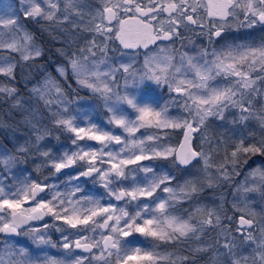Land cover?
I'll use <instances>...</instances> for the list:
<instances>
[{
	"label": "snow or ice",
	"instance_id": "obj_1",
	"mask_svg": "<svg viewBox=\"0 0 264 264\" xmlns=\"http://www.w3.org/2000/svg\"><path fill=\"white\" fill-rule=\"evenodd\" d=\"M48 7L51 10H43L40 3L37 0H21V3H28L30 7L23 8L24 18L36 19L40 17L44 20H56L57 23L61 22V19L56 18V11L58 0H45ZM75 0H65V12L75 11L72 7ZM104 7L97 14L99 23L92 22L91 31L97 33L103 37L102 42L97 45L95 38L90 40L88 44L79 49L78 52L58 50L60 55L66 58V63L60 64L56 67V72L59 77L67 79L70 75L74 78L77 84L81 87L91 89L93 92H99L104 99V107L110 113L107 118L106 124L114 125L127 133L129 137L135 135L140 128L145 126H155L157 128H176L185 129L183 133L184 143L179 146V149L171 146L155 145L147 152L143 147H139L145 143V140H159L160 137L156 134H148L146 137H137L134 140L128 141L126 137H122L121 134L115 133L112 129L98 128L96 124H90L87 128L75 125L73 121L76 117L68 112L70 101L64 98V91L59 83L52 77L47 76L44 81V91L41 92L40 88L34 89V92L44 99L45 104L52 102L50 98L46 96V93L55 94V102L59 105L57 109L52 111V115L55 117L53 123L62 126L65 130L74 134L72 144L75 145V149L71 152L65 151L62 157L54 158L51 161V165L55 172L59 173L62 169L72 167L77 164L78 161L83 162L80 167L81 170L71 177L72 179H79L80 177H89L94 173L97 174L95 179L100 181L102 186L106 189V195L109 199L114 198L119 201L126 196L129 197V201L136 200L140 197L151 198L160 189L161 185H170L174 177L168 174H156L154 168L150 165L140 164V161L151 160L153 158L167 159L169 156L176 154V159L180 164L187 165L193 158L199 157L196 164L201 165L207 169L211 166L209 156L194 151L190 145L191 137L190 132L199 130L200 125L204 124L209 115H215L218 119H223V113L225 109L229 107H238L241 112H248L249 109L244 106L243 93L241 89L251 88L255 83L254 80L248 78V73L242 71L236 67L241 61L248 60L250 57L251 62L248 64L249 70L256 60H259L260 66L264 67V44L253 47L247 44H237L235 46L226 45V51L217 52L213 50L211 52L212 60L207 59L209 53L208 50H202L196 56H189L186 53L181 56V62L186 63L187 69L185 72V78L176 81L174 76L169 77L168 70L171 67V57L164 56L158 58L154 55H150L148 52L144 53V68L137 74V70L133 68V62H120L118 67L111 65L104 71H101L100 66L105 63L106 52L108 50L107 41H118L119 45H122L123 49H147L148 45L155 43L157 40H172L173 36H179L178 26L184 24L185 27L188 23L197 25L200 28L207 27L204 24L202 17L219 18L222 22H217L215 19L211 20V26L207 27V34L211 40L212 36L220 37L222 31L225 28V23L229 16L234 19L239 18L238 9H243V18L241 23L247 27H252L257 24L264 25V0H166V2L160 3L156 0H148V4H144L143 0H102ZM116 9L117 11H114ZM203 10V11H200ZM168 13V25L165 28L163 23L154 25L152 21L161 20V13ZM104 13H108L105 17ZM131 13V16L128 14ZM156 13V15H152ZM175 13V15H173ZM195 14V16L193 15ZM63 20H68V15H64ZM116 20V24L113 25L112 21ZM106 21V22H105ZM0 25L4 29L14 26L12 33L23 32L24 43L18 44L15 40L12 42H5L2 37L4 35L2 29H0V49L8 48L12 51L20 52L22 60L35 59L42 55V49L36 44H29L32 41V35L24 30L22 23H18L17 18L0 19ZM74 27L78 25H73ZM115 28V31L113 30ZM159 47V46H158ZM95 49V50H94ZM163 51V49H161ZM97 52L101 53V56L97 60L89 61V57L97 56ZM121 55H132L136 53H121ZM3 61V57H0V62ZM226 61H232V63H226ZM14 65L9 62L8 67L0 68V73H4L12 78V68ZM131 69V71H130ZM180 69L176 68L175 72H179ZM121 73V79L124 81L123 94L116 91L120 88V81L116 79V73ZM192 73V79H187V73ZM221 73L226 76L238 77L239 79L231 82L227 87L214 86L209 87L207 81L219 76ZM95 77V80L91 78ZM106 77L107 79H100ZM264 78V77H262ZM145 80H150L157 85L167 84L169 91H175L177 93H185V99L181 101L185 110L189 113H194L192 119H196V127L192 126V123L188 118L180 117L173 118L167 115V106L160 108L159 110L148 106L143 102H137L136 95L127 91L130 82L135 87H139ZM175 85V86H174ZM197 89L196 92L191 89ZM15 92L14 88L5 87L0 85V93H6L11 96ZM109 93L112 95L110 96ZM240 99H236L237 96ZM114 97V99H113ZM191 101V103H189ZM126 104L131 107L136 115L135 117H129L120 105ZM207 105V107H203ZM194 106V107H193ZM51 111V109H50ZM68 113V115H64ZM151 117V119H149ZM198 118V119H197ZM241 120L247 119L246 116H241ZM264 119V117H262ZM35 129V125H33ZM95 129V131H93ZM49 132L46 128L43 130H36V143L44 139ZM96 141L102 147L100 149H93L88 145H80L78 140ZM106 142H115V144L123 145L118 151H114L108 147ZM132 144L139 147L138 152H131L127 158L120 157V153L124 152L128 145ZM105 149H108L105 151ZM159 149V150H157ZM20 152H26L25 148H20ZM237 152L243 153H260L264 154V141L248 146H244L243 140L237 146L236 151L232 152V157L235 158ZM101 157L99 165L97 164V156ZM41 155L47 157L49 153L47 151L41 152ZM107 156L109 159L104 160L103 157ZM118 157H120L118 159ZM14 158L11 155L0 157V167H4L8 170L11 166V162ZM108 163L110 167L103 168V165ZM233 163L235 160L233 159ZM137 169L132 171H141L145 174L152 173V176H145L143 183H134L132 186L125 187L119 185L118 181L121 178H129L126 176L123 167L127 165H137ZM222 168L223 166H218ZM115 173V176H111V173ZM257 171H259L257 169ZM218 175L227 177V172H219ZM264 176V173L261 174ZM134 180V177H132ZM3 177L0 176V180ZM116 184V187L112 185ZM186 184H191V181H186ZM51 185H41L40 183H31L25 185V187L18 189L15 192L10 193L12 198L5 195L3 187H0V209L5 207L12 209L11 220L5 219L0 216V233H14L17 235H26L29 231L37 232L38 228L33 226L32 228L25 229L23 233L17 230L22 225L26 224L29 219H40L41 215H33L37 213L39 209H47L48 213H51L56 219H64L66 224H69L72 228H77L78 225H89L90 221H93V217L102 215V222H94L91 228H81L79 232L69 239L71 233L63 236V243L61 245L64 249H77L81 248L84 252H92L93 247L99 248V253H92V257H85L76 255L68 260H61L49 257L43 261L39 256L35 259L28 257L25 249L21 248L19 253L25 257L21 259H11L15 257L16 253L10 251L8 256L10 259L7 264H84L85 260L95 259L97 261L104 260L105 264H112L106 257L115 256L114 264H128L129 261L136 259L143 261H154L152 252L145 251L141 255L140 247H133L129 249L127 244L122 248L120 237H128L133 232L140 233L144 236L156 237L160 240H175L180 237L186 236L188 233L196 234L198 229L202 231L203 225L213 224L212 212L208 213V218L200 221L198 224H192L189 220H178L177 217L169 214L167 217H158L153 213L156 211L163 212L166 204L175 196V189L171 186H165L160 189L162 192L172 193L170 197H157L151 204L145 203L137 207L135 213L129 216V213L125 211L124 206H119L117 212V206L114 204L101 205L98 200L92 201V207L87 209V215L83 218L76 216L60 217L52 207L48 206L45 198H41L36 201L35 205H32L26 209H23L17 215V210L22 209L23 204L29 200V194L31 199H35L38 192H42L45 188ZM79 185H76L73 189L74 192L80 191ZM195 186L190 188V193L196 192ZM190 198V194L186 197ZM79 199L76 203H79ZM59 203L63 204L65 201L61 200ZM71 203V202H69ZM151 209V211H150ZM63 211H67L64 208ZM27 213V214H25ZM145 213L146 215H142ZM124 217H128L121 225L120 221ZM140 223H137V221ZM109 221H114V224L109 227ZM165 223L172 229V233H178V236L164 232L163 230H154V224ZM215 224H220V217H215ZM239 224L248 225L252 227V221L239 218ZM46 227V225H45ZM107 228L108 233H97L99 239H90L88 233L95 232L96 228ZM237 231H243L246 239H252V233L247 229L237 228ZM114 234L115 239H114ZM198 238V237H197ZM33 242L39 244H50V240L46 238L44 234L34 236ZM85 241V243H82ZM52 247H56L55 244H51ZM224 247L230 249V245L225 243ZM261 251L259 253V264H264V243L261 244ZM115 249V252L106 251V249ZM71 255V254H69ZM186 259V258H185ZM0 264H5V260L0 257ZM232 264H240L239 261H232ZM253 264H257L255 258Z\"/></svg>",
	"mask_w": 264,
	"mask_h": 264
},
{
	"label": "rangeland",
	"instance_id": "obj_2",
	"mask_svg": "<svg viewBox=\"0 0 264 264\" xmlns=\"http://www.w3.org/2000/svg\"><path fill=\"white\" fill-rule=\"evenodd\" d=\"M92 2V8L89 11L90 12V20H89V26H87L86 23H82L80 27L86 28V32H80L77 34H74L72 37L74 39V42L76 44V50L79 51V49L84 48L90 40L95 38L97 45H99L103 37L99 36L97 33H94L91 31L92 22L99 23L98 13L103 9L104 4L102 0H90ZM38 3H40L41 8L43 10H51L45 0H37ZM156 2H166V0H156ZM143 3L146 5L148 4V0H143ZM30 5L28 3H21V0H0V19H9V18H17L18 17V23H22L24 26V30H26L28 33L32 35V32L27 27V22H36L40 23L42 26H46L47 23H50L51 27H60L61 22H69L68 20H63L64 15L70 16L73 15L74 11L65 12V0H58L57 10L56 11V18L61 19L60 23H57L56 20H44L40 17H37L36 19L33 18H24L23 15V8H28ZM75 9H77L76 1L72 5ZM114 11H117L114 9ZM203 11V10H200ZM238 16L239 18L234 19L233 17L229 16L227 18V21H223L225 23L224 30H229L232 28H236L238 26H241V20L243 18V9H238ZM105 17L109 15L108 13H104ZM131 16V13L128 14ZM152 15H156V13H152ZM175 15V13H173ZM195 16V14H193ZM74 16V15H73ZM168 13L162 12L161 13V20L159 21H152L154 25H158L159 23H163L164 27H169L168 25ZM204 24L207 27L211 26V20L215 19L218 23L222 22L219 20V18H208V17H202ZM106 22V21H105ZM112 24H116V20L114 19L112 21ZM194 28L195 34H198L199 37L196 40H193L191 43H188L187 45H184L182 48L179 47H173L169 43H163V40H159L160 45L158 48H155L148 53L150 55H154L158 58H162L164 56H170L171 57V67L168 70L169 77L175 78L176 81H179L180 79L185 78V72L187 69L186 63L181 62V56L183 54H187L189 56H196L198 55L202 50H205L204 41L206 42H212L214 45L212 46L211 50L208 51L209 55L207 59L212 60L213 57L211 56V52L213 50H216L217 52L220 51H226V45H232L235 46L237 44H247L251 45L253 47L260 46L264 44V29L257 28L259 24L254 25L252 27H248L251 29H255L254 31H257V35L255 37L251 38H245L240 42H236L233 40V36L236 34L232 33V37L225 36L222 37V35L218 38H215L214 36L211 37V40L209 39V35L207 34V27L200 28L197 25L191 24ZM49 26V25H48ZM14 26H10L7 29H4L2 25H0V29H2L4 35L2 39L5 42H12L15 40L18 44H23V32H16L12 33V28ZM53 27V28H54ZM115 31V28L113 29ZM60 31L64 34H69L70 31L68 28L62 27L60 28ZM252 31V30H250ZM222 37V38H221ZM61 41H64L71 45V42L62 38ZM29 44H36L34 40L29 42ZM116 41H107L108 50L106 52V59L105 63L100 66L101 71H104L108 68L109 65L113 67H118L120 62H133V68L137 70V74L143 70L144 68V60L145 56L143 55L140 59L137 55H121V53H117L118 51L115 48ZM38 45V44H36ZM39 46V45H38ZM163 49V51L161 50ZM95 50V49H94ZM207 50V49H206ZM66 51H70L69 48ZM12 55L17 56V59H15ZM101 56V53L97 52V56L95 57H89V61L91 60H97ZM0 57H3V61L0 62V68L8 67L9 62H11L14 67L12 68V74L14 70L17 67V63L20 61L22 64H25L29 60L25 61L21 59L20 52L18 51H12L8 48L0 49ZM251 57L248 60L241 61L238 64H235L236 67L240 68L242 71H246L248 73V78L251 80H254L255 83L252 85L251 88L248 89H241V92L243 93V103L244 106L249 109L248 112H241L240 108L238 107H229L225 109L223 113V119H226L229 125L234 124L235 122L239 121V126H242V130L244 129V126L248 129V131L252 132V135L254 136L257 131H259L260 135L264 134V67L260 66L259 60L257 59L255 64L252 65L251 70L248 68V64L251 62ZM226 63H232V61H226ZM179 68V72H175V69ZM131 71V69H130ZM0 75H6L4 73H0ZM49 76V75H47ZM45 76L41 83L39 84V88L41 89V92L44 91L43 85ZM63 79V78H62ZM92 80H95V77L91 78ZM100 79H107L106 77H101ZM116 79L120 81V88L116 89V91L123 94L125 91L124 89V81L121 79V73H116ZM187 79H192V73H187ZM239 79L238 77L233 76H226L225 74L221 73L219 76H215V78L210 79L207 81V84L209 87L214 86H220V87H227L231 82H234L235 80ZM64 83L67 81L63 79ZM1 85V84H0ZM67 89L69 91L68 94L64 93V98L68 101H70L68 112L72 113L76 119L73 121L75 125H79L82 127L87 128L90 124H96L98 128H107L112 129L115 133L121 134L122 137H126L127 140H125V143H128L130 140H134L137 137H146L148 134H156L160 137L159 140H145V143L139 147H143L145 151L147 152L150 148L154 147L155 145H162V146H171L173 148H178L179 144H176V135L179 131L184 133L185 129L180 128H157L155 126H145L143 128H140L139 131L135 133L134 136L129 137L127 133H124L123 130L119 127H116L114 125H108L106 124L107 118L110 115V113L105 109L104 107V99L101 97V94L99 92H93L91 89L86 87H81L77 84L76 80L73 78V83H66ZM175 86V85H174ZM127 91L130 93H134L137 98V102H143L147 104L148 106L155 108L159 110L160 108H163L167 106V115L169 117L173 118H188L189 121L192 123V126L196 127V119H190L188 113L185 110L184 105L181 103L183 99H185L184 96L179 95V93L175 91H169L167 84H161L157 85L153 81L145 80L143 84H141L139 87H135L131 84L127 88ZM191 91L196 92L197 89L193 88ZM111 96L112 94L109 93ZM34 102L35 104V111L38 113V116H35V120L33 119L31 122H35V129L34 137L35 140L34 146L38 149V151H47L51 156H44V159L46 160V169L48 168L52 173H49L41 185H51L48 187V193L43 196L45 198L46 202L48 203L49 207L53 208V211H55L60 217H71L76 216L79 218H83L85 215H87V209L92 207V201L98 200L101 205H108V204H114L117 206V212L119 209V206H124L125 211L129 213V216L133 215L135 211L137 210L138 206H141L145 203L151 204L153 201L156 200L157 197H170L173 196L172 193H166L162 192L160 189H162L165 186H171L175 189V196L173 199L169 201L168 204L165 206V210L163 212L156 211L153 214L158 217H167L169 214L177 217L178 220H189V217H191V220L189 221L192 224H198L200 221L204 220L205 218H208V213L212 212V220L213 224H206L203 225L202 231L198 229L196 234L188 233L184 237H180L179 239L175 240H160L156 237L151 236H144L140 233L133 232L132 235L128 237H120L121 240V246L127 244L129 249L133 247H140L141 249V255L145 251L152 252L154 256V261H143V260H133L129 261L128 264H159L163 262H167L173 258V260H182L187 261L189 260L188 256H182V255H175V252L170 250L169 248H166V245L169 244H175L176 247L183 249H188L192 251L196 258H199L202 261L201 264H232V261H239L240 264H253V259L255 258L257 264H259V253L261 251V244L264 243V176L261 174L264 173V168L262 166H256L251 170H248L241 174L240 172H228L227 177L223 178L226 181H234L236 183L235 185V193H232L231 195L225 194L220 197H218V200L214 201L212 204L205 203L201 201L195 206H189L188 203H190V200L192 198V193H190V188L192 186H195V188L198 190V181L202 180L203 178H200L202 175L207 177H210L212 175L210 171V167L205 169L202 164L197 165L196 167H192L190 172H187L188 174L183 176V179L179 180L177 179L175 173L170 169L169 165L167 164V161H169L171 158L175 157V153L171 156H169L167 159H161V158H153L151 160H143L140 161V164L143 165H150L154 168V171L156 174H168L174 179L171 181L170 185H161L160 189H157L156 193L151 198H144L140 197L136 200H131L130 202L126 203V201H129V197L126 196V199L119 203L114 198L109 199L106 195V189L102 186L101 182L96 180L95 178L92 180L86 181L84 177H80L79 179H72L71 177L75 176L76 173H78L81 170L80 165L83 162L78 161L77 162V170L73 173H70L68 175H65L64 177H59L57 172H55L54 168L51 165V161L54 158H59L63 156V153L65 151L71 152L75 149V145L72 144V139L74 137V134L65 131V136L68 137V141H63L60 144L56 145L57 147H53L52 149H47L43 144L45 141L51 139L52 137H55L57 139L63 138V136L60 133V128L62 126H58L53 123V120L55 117L52 115V111L57 109L59 105L55 102V94L54 93H46V96L52 100L51 103L45 104L44 99H41L37 93L34 94ZM114 99V97H113ZM236 99H240V96L238 95ZM191 103V101H189ZM37 104L40 106H44L45 112H43L40 108H38ZM39 106V107H40ZM121 108L124 109V111L129 115V117H135L136 113L135 111L129 107L126 104L120 105ZM194 107V106H193ZM203 107H207V105H204ZM51 109V111H50ZM194 115V113H191ZM64 115H68V113H64ZM246 116L247 119L241 120V116ZM215 115H209L207 119L205 120L204 124L208 121V118H211ZM216 117V116H215ZM151 119V117H149ZM198 119V118H197ZM204 124L200 125L199 130L192 132L193 133V145L194 142L198 143V146L200 147L197 152H202L209 156L211 165V153L209 151L208 142L205 137V127ZM46 128L49 132L48 135L44 137L41 141H39V144L36 143V130H43ZM95 131V129H93ZM240 132V131H238ZM173 134V135H172ZM196 135L198 137H196ZM78 144L80 145H88L91 146L93 149H100L102 145H100L96 141L88 140L85 138L84 140H78ZM108 143V147L111 148L114 151H118L123 145L121 144H115V142H106ZM27 143L21 142V145L18 146V151L20 148H26ZM139 147L132 145L129 143L128 148L120 153V157L127 158L131 152H138ZM108 149H105L107 151ZM159 150V149H157ZM40 152V153H41ZM11 155L14 158V155L10 152L8 148H6L4 145L0 144V157ZM118 157V159L120 158ZM101 157L97 156V164L99 165ZM104 160H108L109 158L107 156L103 157ZM110 165L108 163H105L103 165V168H108ZM123 170L127 177L129 178H121L118 181L119 185H123L125 187L132 186L134 183H143L145 176H152V173L145 174L141 171H135L133 172V169H137L139 167V164L137 165H127L122 166ZM257 169L259 171H257ZM111 176H115V173L110 174ZM0 176L3 177L2 180H0V187H3L4 193L9 198H12L10 193L17 191L18 189H21L25 187V185L31 184V183H38V179L32 174L30 170H27L26 168L21 167L18 169V163L14 160L11 162V166L8 170H5L4 167H0ZM134 177V180L133 178ZM234 178V179H233ZM186 181H191V184H186ZM76 185H79L81 190L74 192L73 189ZM113 187H116L117 185H112ZM190 194V198H186ZM31 197V194H29V199ZM41 199V198H40ZM39 199V200H40ZM79 199V203H76V201ZM65 201V203L61 204L59 201ZM27 202V201H26ZM26 202L23 204L22 209L17 211H23V209H26L30 206L26 205ZM71 202V203H69ZM226 202L230 203V206L232 209L239 214V216L247 217L249 220L254 221L255 225L252 228H246L248 232L252 233L253 238L252 239H246L245 233L243 231H237L236 223H237V217H234L232 215H227L225 210ZM35 205V204H34ZM64 208H67V211H63ZM46 214L47 218L46 220L42 222H36L34 225H32L29 228H32L35 226L39 229L37 232H31L29 231L26 235L22 234V236L19 239H11V238H4L2 239V243L0 245V257H2L5 260V264H7L10 257L8 256V253L10 251H13L16 253L15 257H11V259H21L24 260L25 257L21 256L19 253V250L21 248L25 249L28 257L31 259H35L36 256L40 257V260L43 261L49 257L61 259V260H68L71 259L73 256L80 255L85 257H92V253L90 254H83L75 249H64L61 247L63 241V236L65 234L71 233L72 235L69 236V239H73V237L79 232L81 228H91L93 227L94 222H102L103 216L98 215L93 217V221H90L89 225H78L77 228H72L69 224H66L64 222V219H56L51 213L47 212V209H43ZM12 209H9L5 207L4 209H0V216L4 217L5 219H10V213H12ZM151 211V209H150ZM142 215H146L145 213H142ZM219 215L220 217V224H215V217ZM128 217H124L121 219L120 223L121 225L124 224V221L127 220ZM227 222V224H226ZM3 221H0V224H2ZM137 223H140L138 220ZM229 223H234L235 227L232 228ZM114 224V221H113ZM112 224V225H113ZM46 225V227H45ZM154 230H163L164 232L173 234L178 236V233H172V229L168 227L165 223L161 224H154L153 226ZM28 229V228H27ZM104 233L107 234L108 232H104L102 228L97 227L95 232L88 233L90 239H99V236L97 233ZM41 234H44L47 239L50 240V244H39L33 242L34 236H39ZM2 233H0V236ZM114 234V239H115ZM198 237V238H197ZM82 243H85V241H82ZM225 243H228L230 245V249H226L224 247ZM51 244H55L56 247H52ZM106 251H112L115 252V249L108 248ZM212 251L211 254H208ZM93 253H99V248L94 247ZM71 254V255H69ZM210 256V258H209ZM186 258V259H185ZM209 258V259H208ZM106 259L112 264L115 262V256H108ZM208 259V260H206ZM207 261V262H206ZM27 264V262H26ZM84 264H105L104 260H85Z\"/></svg>",
	"mask_w": 264,
	"mask_h": 264
},
{
	"label": "trees",
	"instance_id": "obj_3",
	"mask_svg": "<svg viewBox=\"0 0 264 264\" xmlns=\"http://www.w3.org/2000/svg\"><path fill=\"white\" fill-rule=\"evenodd\" d=\"M77 4V9H75L72 16L69 18V22H61L60 27H51L48 22L46 26H42L40 23L36 22H27V27L33 34V40L38 44L42 49V55L38 58L31 59L25 64H22L20 61L17 63V67L12 74V78L8 75H0V84L14 88L15 92L13 95L9 96L6 93H0V144L4 145L10 150L14 155L15 161L18 163V169L21 167L30 170L32 174L38 179V183H42L44 178L52 173L48 168L46 169V160L44 156L41 155V151L33 145L35 140L34 137V127L35 116H38L36 113L34 102V89L39 88V84L43 78L47 75L52 76L57 83L60 84L64 93L68 94L66 83H73V78L71 75L66 79L64 83L63 79L58 76L56 72V67L60 64L66 63V58L60 55L58 50L66 51L68 48L72 52H78L76 44L73 39V35L86 32V28L80 27L82 23H86L89 26L90 20V10L92 8V2L90 0H75ZM78 25L74 27L73 25ZM49 25V26H48ZM65 27L70 31L69 34H64L60 31V28ZM264 29V28H262ZM252 29L245 26L241 23V26L232 29L231 31L237 32L235 38L236 42H240L245 38H251L254 35H257V31H250ZM199 37L198 34H193V40H196ZM62 38L71 42V45L61 41ZM205 48L210 51L214 45L211 41H204ZM115 48L118 51L117 53H122L123 51L118 47L117 43ZM124 53V52H123ZM15 59L17 56L12 55ZM143 55H139V59ZM43 112L44 106L37 104ZM40 106V107H39ZM192 119V114L186 111ZM193 120V119H192ZM239 121L234 124L229 125L226 119H218L215 116L208 118L206 124H204L205 137L208 142V149L211 153L212 165L210 166V171L212 175L205 177L202 175L200 178L202 180L198 181L199 189L192 193V198L188 205L195 206L201 201L205 203H214L218 200V197L228 194L231 195L235 193L234 181H226L223 176L218 175L219 172H244L253 169L256 166H262L264 168V154L260 153H243L237 152L236 157H232V152L236 151L237 146L240 144V141L243 140L244 146L249 144L259 143L264 141V134L260 135L259 131L253 136L251 131L244 126H239ZM60 133L63 138H55L45 141L43 146L47 149H52L57 147L56 145L60 144L63 141H68V137L65 136V129L61 127ZM240 131V132H238ZM173 135V134H172ZM183 134L179 131L174 138L176 144H179ZM196 137H198L196 135ZM21 142H26L27 147L25 148L26 152L18 151V146L21 145ZM194 148L199 150L197 142H194ZM51 156V154H49ZM233 159L235 163H233ZM170 169L175 173L177 179H183V176L188 174L191 169H181L175 163V157L167 161ZM196 164V163H195ZM194 164V165H195ZM218 166H223L222 168ZM228 176V175H227ZM234 179V178H233ZM225 210L227 215H232L234 217H239V214L236 213L229 202H226ZM227 224V222H226ZM232 228L235 227L234 223H229ZM24 232V230H23ZM22 232V233H23ZM1 237V236H0ZM166 248L175 252V255L188 256L189 260H171L159 264H201L205 259L202 257V261L199 258H196L195 254L188 250L176 247L175 244L166 245ZM212 251L208 254H211ZM210 258V256H209ZM208 258V259H209ZM206 259V260H208ZM207 262V261H206Z\"/></svg>",
	"mask_w": 264,
	"mask_h": 264
},
{
	"label": "water",
	"instance_id": "obj_4",
	"mask_svg": "<svg viewBox=\"0 0 264 264\" xmlns=\"http://www.w3.org/2000/svg\"><path fill=\"white\" fill-rule=\"evenodd\" d=\"M261 25H262V24H261ZM117 44L119 45V42H118V41H117ZM156 44H157L156 41H155V43H151V44H149L148 47H147V49H144V48H142V47H141V48H137V49H123L122 45H119V47H120L123 51H125V52H136V51H138V50H141V51H143V52H146V51H148V50L153 49V48L156 46ZM184 94H185V93H179V95H181V96H184ZM189 135H190V137H191V141H190V145H188V146L191 147V148L195 151V149H194V147H193V143H192L193 133L190 132ZM183 143H184V139H183V137H182L179 146H180L181 144H183ZM179 146H178L177 149H179ZM175 159H176V154H175ZM197 159H198V157L193 158L192 161H191L189 164H187V165L180 164L179 161L176 159V164H177V166H178L179 168H181V169H189L191 166H193V165L196 163ZM76 170H77V165H74V166H72V167L62 169V170H61L59 173H57V174H58L59 177H64L65 175H68V174H70V173H73V172H75ZM96 175H97V174L94 173L92 176L84 177V179H85L86 181H88V180H92V179H94V178L96 177ZM47 193H48V187L45 188L44 191H42V192H38L37 195H36V197H35V199H31V197H30V199L27 201L26 204H27V205H33V204H35L36 201H38L40 198H42L43 196H45ZM125 199H126V197L123 198V199H121V200H119L118 202H119V203H122ZM20 212H21V211H17V215H19ZM25 214H27V213H25ZM33 215H41L42 218H40V219H29L28 222H27L26 224L22 225L21 228H19V229L17 230L18 232L21 233V229L28 228V227H30L31 225H33L35 222H37V221H38V222H41V221L46 220V218H47V214H46V212H45L43 209H39L38 212H37V213H34ZM240 217H243L244 219H248L247 217L239 216V217L237 218L236 227H237V228H243V229L249 228L248 225H242V226H241V225L239 224V218H240ZM10 219H11V216H10ZM248 220H249V219H248ZM251 221H252V220H251ZM112 224H113V221H109V227H111ZM254 225H255V223H254V221H252V227H253ZM102 230H103L105 233L108 232V229H107V228H102ZM2 236H3L4 238L19 239L21 235H17V234H14V233H3ZM1 242H2V241H1V238H0V245H1ZM75 250L78 251V252H80V253H83V254H90V252H84L83 249H81V248H77V249H75ZM93 252H94V247L92 248V252H91V253H93Z\"/></svg>",
	"mask_w": 264,
	"mask_h": 264
},
{
	"label": "flooded vegetation",
	"instance_id": "obj_5",
	"mask_svg": "<svg viewBox=\"0 0 264 264\" xmlns=\"http://www.w3.org/2000/svg\"><path fill=\"white\" fill-rule=\"evenodd\" d=\"M257 28L262 29V28H264V25L259 24ZM193 29L194 28L192 27V25L190 23H188L186 27H185L184 24H180L178 26L179 36H173L172 40H163L162 42L163 43H169V44H171L172 45V48L173 47H175V48L176 47L182 48L184 45H187L188 43H191L193 41V38H192V36L194 34V30ZM232 29H235V28H232ZM232 29L223 30L222 31V34H221L222 37H225V36H228V35H230L229 37H232V33L233 34H236L237 32L231 31ZM254 30L255 29H252V31H254ZM235 36H233V40L234 41H235V38H234ZM253 37H255V35ZM215 38H218V37H215ZM156 42H157V44H156V46L153 49L158 48V46L160 45L159 40H157ZM153 49H151V50H153ZM151 50H148L146 52H149ZM124 53H132V52H124ZM135 53H136L137 56H139L141 54L144 55L145 52H143L141 50H138ZM27 206H32V205H27ZM21 231L23 232V229H21Z\"/></svg>",
	"mask_w": 264,
	"mask_h": 264
},
{
	"label": "bare ground",
	"instance_id": "obj_6",
	"mask_svg": "<svg viewBox=\"0 0 264 264\" xmlns=\"http://www.w3.org/2000/svg\"><path fill=\"white\" fill-rule=\"evenodd\" d=\"M194 147V146H193ZM195 149V148H194ZM195 151H197L196 149H195ZM198 159H199V157H198ZM175 163H176V159H175Z\"/></svg>",
	"mask_w": 264,
	"mask_h": 264
}]
</instances>
